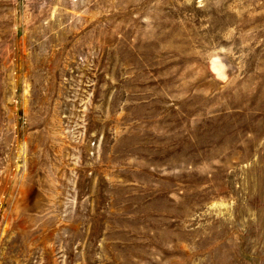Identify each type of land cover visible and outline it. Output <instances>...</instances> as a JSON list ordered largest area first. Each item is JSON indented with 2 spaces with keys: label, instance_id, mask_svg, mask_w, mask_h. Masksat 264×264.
<instances>
[{
  "label": "rangeland",
  "instance_id": "374dc122",
  "mask_svg": "<svg viewBox=\"0 0 264 264\" xmlns=\"http://www.w3.org/2000/svg\"><path fill=\"white\" fill-rule=\"evenodd\" d=\"M0 264H264V0H0Z\"/></svg>",
  "mask_w": 264,
  "mask_h": 264
}]
</instances>
